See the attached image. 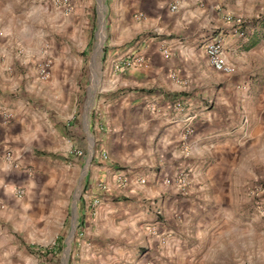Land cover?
<instances>
[{"label": "crops", "instance_id": "obj_1", "mask_svg": "<svg viewBox=\"0 0 264 264\" xmlns=\"http://www.w3.org/2000/svg\"><path fill=\"white\" fill-rule=\"evenodd\" d=\"M104 6L97 1L89 28L79 32L81 57L63 40L58 46L49 40V80L32 74L41 95L4 98L10 78L0 58V249L3 242L19 244L14 233L25 225L60 233L135 219L149 249L182 223L187 228L179 225L174 237L185 233L200 258L212 256L213 247L222 250L223 207L232 205L234 185L264 182V0H104ZM34 16L19 22L34 23ZM45 16L49 31L58 21L53 32L67 30L66 18ZM238 19L243 36L234 32ZM35 28L37 36L44 33ZM216 35L234 69L230 76L206 62L202 45ZM133 54L142 66L114 70ZM186 128L193 131L188 136ZM8 153L34 176L13 169ZM179 173L186 192L162 184ZM31 237L25 246L43 245Z\"/></svg>", "mask_w": 264, "mask_h": 264}, {"label": "rangeland", "instance_id": "obj_2", "mask_svg": "<svg viewBox=\"0 0 264 264\" xmlns=\"http://www.w3.org/2000/svg\"><path fill=\"white\" fill-rule=\"evenodd\" d=\"M66 1L70 5L68 12L59 0H0V43L2 41L4 47L0 58L4 60V75L10 78L4 82L9 88L5 90L4 98H34L42 94L34 90L32 74L45 55L54 64L49 40H53L57 46L63 40L72 55L82 56L76 46L79 32L83 31L84 35L86 28H89L90 17L96 15L97 1L105 11L104 0ZM31 12L35 13L34 23L26 20L23 24L19 22L21 17ZM48 13L57 14L62 21L66 18L67 30L53 32L59 29L58 21L51 24L55 28L49 31V17L45 16ZM100 20L102 22V18ZM39 26L44 31L41 36H37L35 28ZM57 46V53L63 54ZM6 57L10 64L5 62ZM19 171L27 178L34 176L29 167H20ZM23 171L28 173L24 174ZM238 181L242 182V178H236ZM261 181L234 185L232 205L228 204V210L223 207L222 250L214 251L213 247V255H206L202 259L200 256L203 252L199 253L191 247L193 237L185 233L174 237L175 229L179 225L187 228L185 224H178L174 229L169 228L167 233H161L158 248L149 249L145 247L147 243L143 238L146 235L141 223L137 224L135 219L131 224L114 223L108 226L100 223L92 229L82 227L77 231L60 233L55 229L49 232L40 226L32 231L25 225L22 232L14 233V241L19 239L20 243L3 242L0 257L6 264H264V217L260 215L264 207V182ZM76 193L73 194L74 198ZM226 204L223 198V206ZM28 231L34 235L36 242L43 245L25 246L23 241L32 238L28 236ZM48 242L53 243L45 244Z\"/></svg>", "mask_w": 264, "mask_h": 264}, {"label": "built area", "instance_id": "obj_3", "mask_svg": "<svg viewBox=\"0 0 264 264\" xmlns=\"http://www.w3.org/2000/svg\"><path fill=\"white\" fill-rule=\"evenodd\" d=\"M203 0H195V2L200 3ZM61 4H63L62 7L68 12V7L70 6L69 4H66V0H59ZM171 10H176V6H172ZM228 20V17L226 18ZM234 32L240 36H243V30L241 29L242 23L238 19L235 22ZM242 30V31H240ZM202 49L204 52V55L206 57V62L209 65V67L216 73L224 74V75H232L234 73V69L232 66L227 62L226 57L224 55V48H223V37L220 35H216L215 37H212L208 40H206L203 45ZM143 59L141 58L140 55H132L128 58L121 59L117 61L114 64V70L117 71H123L125 69H130L133 67H140L143 65ZM53 66L52 60L45 55V57L42 59V61L38 64L36 73L38 75V78L40 81H47L50 76L51 68ZM192 128H186L185 130V136H188L191 134ZM6 161L12 163V168L13 169H20V166L17 164L13 163L12 161V155L8 153L5 156ZM22 173L26 174L28 173L27 171H23ZM116 181L119 183L120 186H124L126 179L123 177V175H118L115 177ZM140 184H145V179H141L139 181ZM162 184L170 187V188H179L181 192H186L188 189V183L186 181V177L183 173L176 174L175 176H166L162 179ZM102 188H104L102 186ZM16 196L18 198H23L24 196V189L23 188H18L15 190ZM99 199H94L92 204L93 206H98L100 204ZM260 215L264 217V207H262V211L260 212Z\"/></svg>", "mask_w": 264, "mask_h": 264}]
</instances>
